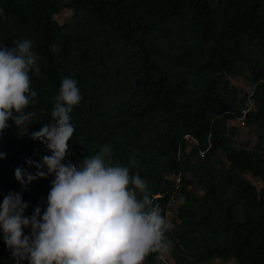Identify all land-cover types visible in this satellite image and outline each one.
<instances>
[{
  "label": "trees",
  "instance_id": "obj_1",
  "mask_svg": "<svg viewBox=\"0 0 264 264\" xmlns=\"http://www.w3.org/2000/svg\"><path fill=\"white\" fill-rule=\"evenodd\" d=\"M0 9V42L31 40L41 56L31 73L37 103L25 109L33 123L18 136L10 120L0 136V203L14 191L29 203L25 215L46 208L54 174L25 190L14 170L35 173L27 160L51 155L31 133L51 122L53 97L72 76L83 99L70 113L65 163L105 145L115 163L134 157L172 226L167 264H264V0H0ZM63 9L71 18L59 23ZM241 73L252 85L243 95L230 82ZM247 108L257 139L235 146L227 123ZM155 256L145 264H160ZM0 264H16L2 230Z\"/></svg>",
  "mask_w": 264,
  "mask_h": 264
},
{
  "label": "clouds",
  "instance_id": "obj_2",
  "mask_svg": "<svg viewBox=\"0 0 264 264\" xmlns=\"http://www.w3.org/2000/svg\"><path fill=\"white\" fill-rule=\"evenodd\" d=\"M3 12L0 9V16ZM12 44L0 42V136L10 120L18 136L26 135L36 115L25 109L37 103L31 73L40 74L41 56L31 40ZM51 47L59 50L56 44ZM82 99L77 79L64 77L53 97L51 122L31 133V139L44 144L51 155L42 161L27 160L35 173L22 166L14 170L25 190L32 181L54 174L47 206L43 210L37 206L27 216L29 203L21 193L5 195L0 203L3 241L16 264H145L151 254L167 264L174 244L166 233L172 226L154 203L148 181L132 170L134 157L131 166L115 163L111 146L105 145L95 155L65 163L75 133L70 113ZM5 157L0 152V159ZM45 165L47 172L42 170Z\"/></svg>",
  "mask_w": 264,
  "mask_h": 264
},
{
  "label": "rangeland",
  "instance_id": "obj_3",
  "mask_svg": "<svg viewBox=\"0 0 264 264\" xmlns=\"http://www.w3.org/2000/svg\"><path fill=\"white\" fill-rule=\"evenodd\" d=\"M71 18V10L63 9L61 12L54 14V19L57 20L59 23H63L65 21H69ZM230 82L239 90L240 94L243 95L248 93L252 89V85L250 84L249 80L243 73L237 74L234 76H230ZM252 106V104H250ZM228 126L233 129V139L235 146H245L251 147L256 142V135L254 129L245 124L244 126L240 124L238 119L228 121ZM190 142L193 140L190 139ZM264 145V143H263ZM246 177L257 187L261 185L260 180L257 177H251L246 175ZM177 204L173 207L175 212ZM167 260H170L168 255ZM206 264H237L233 259L229 261H222L219 259H214L211 262H207Z\"/></svg>",
  "mask_w": 264,
  "mask_h": 264
},
{
  "label": "built area",
  "instance_id": "obj_4",
  "mask_svg": "<svg viewBox=\"0 0 264 264\" xmlns=\"http://www.w3.org/2000/svg\"><path fill=\"white\" fill-rule=\"evenodd\" d=\"M248 109H249V108H247L246 110H243V111H242V115L238 118V121H239L240 124L243 125V126L246 124V123H245V122H246V121H245V120H246V119H245V118H246V117H245V114H246V112L248 111ZM186 138L189 139V137H186ZM189 140H190V139H189ZM201 154H202V153H201ZM170 177L175 178L176 176H175L174 174H171ZM176 180H179V178L176 177ZM168 213H169V211H168Z\"/></svg>",
  "mask_w": 264,
  "mask_h": 264
}]
</instances>
